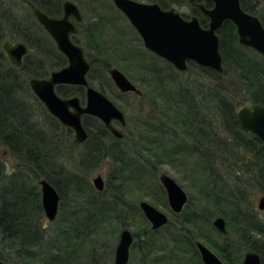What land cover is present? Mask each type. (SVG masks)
I'll list each match as a JSON object with an SVG mask.
<instances>
[{"label": "rangeland", "instance_id": "rangeland-1", "mask_svg": "<svg viewBox=\"0 0 264 264\" xmlns=\"http://www.w3.org/2000/svg\"><path fill=\"white\" fill-rule=\"evenodd\" d=\"M8 1L20 8V15L27 10L19 0ZM72 1L78 5L83 15L75 41L84 48L86 59L91 65L88 81L122 111L126 126L116 124L123 133L122 139H115L107 134L103 140L105 147H102L107 157L94 167H82L78 162L91 142L87 143L88 146L75 143L74 132L68 131L61 124L57 128H49L59 143V158L68 174L74 176L75 183H68L67 178H63L65 181L60 183L63 197L59 200L54 221H48L44 213L36 218L42 240L37 248L31 250L34 256L29 264L48 263L50 258L62 253L57 251L61 243L75 252L69 256L68 264H113L119 234L124 228L133 235L128 264H202L197 251L194 252L185 243V231L182 230L181 223L186 220L194 223L200 236L206 235L221 245L225 241L214 234L217 230L212 225L217 216L225 219L228 230L226 241L237 252L241 264L247 250L243 248L241 237L235 228H230L228 220L221 214L226 210L227 203L220 187L225 186L235 192L240 189L247 204L264 225V212L256 207L264 191L253 179L260 162L256 163L253 154L231 144L220 128L219 114H215L213 101L202 110L206 119L211 120L209 126L212 141L206 136L200 143L181 132L182 128L176 122L182 116L174 104H167L176 102L175 90L178 83L188 89L193 88L194 83L216 84L211 70L200 72L188 69L180 72L175 68H172L175 71L166 68V73L162 71L166 61L145 49L134 28L115 9L112 0ZM171 7L186 18L191 15L189 5L171 4L169 8ZM8 29L3 24L1 31L5 33V38L10 42L19 41L16 33ZM100 30L102 36L93 40L91 35ZM34 54L33 49L30 56L32 64L36 60ZM152 63L160 69L157 76L152 74ZM111 67L122 71L141 90L142 95L120 92L108 74V68ZM158 79L161 80L160 83ZM230 83L231 81L227 82ZM232 83L234 88H239L241 79H235ZM24 99L27 101L26 108L32 109V114L41 119L42 111L36 100L31 98L30 92L26 91ZM235 103L236 110L240 106L254 104L245 100H237ZM186 115L183 113V116ZM92 131L91 128L93 142ZM205 132L206 128L202 133ZM198 148L209 156L208 160L196 151ZM0 162L7 173H11L19 165L3 145H0ZM162 172L172 177L187 194V203L178 214L171 211L165 190L159 182V174ZM96 175H100L104 181L102 191H97L92 184ZM54 177L59 179L62 175ZM210 199L213 203L219 200L216 209L208 206V203H212ZM140 201L148 202L167 215L168 223L158 230H152L139 207ZM73 229L77 232V238L68 240ZM66 232L69 244L62 240L65 235L61 233ZM199 240L228 264L216 249L203 239ZM0 248L6 253L4 245H0ZM64 256L65 254L61 258H54L53 263L66 264Z\"/></svg>", "mask_w": 264, "mask_h": 264}, {"label": "trees", "instance_id": "trees-1", "mask_svg": "<svg viewBox=\"0 0 264 264\" xmlns=\"http://www.w3.org/2000/svg\"><path fill=\"white\" fill-rule=\"evenodd\" d=\"M27 1L32 6H36V3L40 2V0ZM149 1L158 2L163 9L169 8L171 4L189 5L188 0ZM240 2L244 10L258 16L264 25V0H240ZM55 3V8L49 11L50 14L55 15L60 11L59 0H55ZM5 4L6 9L10 8L14 15L19 10L15 7V3L5 0ZM206 6L209 7L211 4L207 3ZM6 9L3 10L6 11ZM3 10L1 9L2 12ZM190 12L191 15H196L199 18L202 26L207 25V19L201 15L197 8L190 6ZM12 20V27L17 28L18 19ZM100 24L102 23L100 22ZM31 34L35 36V33L32 32ZM20 35L32 49L34 48L33 42L37 41L43 46L48 44L50 47V39L46 36L40 34L36 35L35 39H31L26 32L19 33ZM101 36L102 30L91 35V38L93 40L95 38L96 41ZM218 36L224 70L220 74L211 71L214 76L213 79L217 83L212 85L211 83L207 85L194 83L193 88L190 89L184 88L178 83L175 90L176 102H167V104H174L181 114L182 117L176 122L178 127L182 128L181 132L199 140L198 143H200L206 136L208 140L212 141L210 138L212 131L210 132L209 126L211 120L206 119L202 110L213 101L215 114H219L220 128L227 135L231 144L253 154L257 163L260 162L253 179L264 191V150L256 138L239 130L235 112L237 100H245L264 106V59L239 44L235 27L230 22H225L222 25ZM1 38L2 35H0V40ZM53 57L54 63L50 64V69L59 68L66 63L64 56L59 53H55ZM165 65L162 71L167 73L166 68L175 71L167 62ZM33 66L29 56L25 58L21 68L11 66L0 49V145L5 146L19 164L14 171L7 173L5 166L0 162V245H4L7 250L4 253L0 248V259L10 264H29V260L34 256L31 250L37 248L41 243L42 234L36 220L43 213L38 181L41 178L50 181L58 191L60 198L63 197V188L60 183L66 178L68 183L69 181L75 183L74 176L68 174L59 158L60 146L50 131L51 128L59 127L60 123L45 110L42 103L34 97L29 89V78L44 76L40 68L36 69ZM188 69H195L200 72L205 70L193 63H189ZM159 71L160 69L152 63V74L157 76ZM168 74L172 78L170 72ZM238 78L241 79V86L234 88L232 82ZM160 81L158 79L159 83ZM228 81L231 83L227 84ZM26 91L27 93L30 92L31 98L38 103L43 115L41 119H37L36 115H33L32 109L26 108L27 101L24 99ZM57 91L63 97L76 95L82 98L84 96V89L79 86H59ZM183 113L187 114L186 117L183 116ZM83 123L88 130L92 128L95 139L98 138L100 142L98 144L91 142L92 144L88 146L90 144L88 140L85 143L88 146L86 153L82 152L78 162L82 167H87V165L94 167L107 157H105L102 147H105L103 140L108 133L100 121L95 118L84 117ZM204 128H206V132L202 133ZM66 129L70 131V129ZM88 138H91L90 131ZM191 150L193 151V149ZM196 151L204 155L207 160L209 159V156L199 151V148ZM58 174L62 177L55 179L54 176ZM220 191L224 194V201L227 203L226 210L221 214L228 220L230 228H235L236 233L241 237L243 248L256 251L260 256L261 264H264V225L260 223L252 208L247 204L246 197L240 189L235 192L230 188L221 186ZM205 196L208 194L205 193ZM218 204L219 200L215 203L213 201L211 204L208 203V206L216 209ZM181 228L185 231L183 235L185 243L194 252L196 250L191 237L203 239L210 247L216 249L228 264H239L238 254L229 246L228 241H226L227 236L214 231L217 237H221L225 241L218 245L206 235L200 236V233L196 232L195 224L190 221L186 220L181 223ZM72 232L73 234L68 240L77 238V232L74 229ZM67 233H61L65 235L62 240L69 244ZM61 244L58 245L57 251H62V253L50 258V261L45 264H54V258H61L63 254H65L63 260L68 264L69 256L74 255L75 252L67 249L63 243ZM66 252H70V254Z\"/></svg>", "mask_w": 264, "mask_h": 264}, {"label": "water", "instance_id": "water-1", "mask_svg": "<svg viewBox=\"0 0 264 264\" xmlns=\"http://www.w3.org/2000/svg\"><path fill=\"white\" fill-rule=\"evenodd\" d=\"M207 19V25L200 24L196 15L184 17L175 8L163 9L157 2L137 0H112L113 5L124 15L140 37L146 50L169 63L177 71L185 72L189 63L222 73L223 59L219 49L218 32L225 22H230L236 30L241 46L252 50L264 59V25L258 16L243 9L240 0H188ZM211 6L207 7L206 4ZM35 14L47 32L54 39L57 49L62 52L68 63L55 70L49 78H31L29 86L34 95L43 103L46 110L62 125L74 132V140L82 143L87 138L81 116L89 114L97 117L115 136L121 138L122 132L112 125L116 120L125 125L122 111L103 93L90 86L86 79L89 63L85 59L82 47L73 43L70 35L76 33L74 22L81 20V14L72 1L63 3V15L50 18L38 10ZM2 49L8 61L14 67L22 65L26 45L22 42H2ZM115 87L122 93L141 94V90L116 67L108 69ZM58 84H73L85 87L86 103L82 106L78 97L63 98L55 91ZM239 128L257 138L264 148V106L252 104L240 106L236 110ZM159 182L166 193L169 207L173 213H180L187 202L186 192L178 183L165 173L159 174ZM97 191H102L104 181L100 175L92 179ZM40 202L44 216L48 221L56 218L59 194L54 185L45 178L38 181ZM139 207L152 230H158L168 223V216L146 201H140ZM258 208L264 210V196L258 200ZM213 227L221 234L227 233L223 217L212 221ZM133 242L132 233L124 228L119 234L114 252L113 264H128L129 250ZM193 245L202 264H226L218 255L199 239L192 237ZM0 264H6L0 259ZM242 264H261L256 251L247 250Z\"/></svg>", "mask_w": 264, "mask_h": 264}, {"label": "flooded vegetation", "instance_id": "flooded-vegetation-1", "mask_svg": "<svg viewBox=\"0 0 264 264\" xmlns=\"http://www.w3.org/2000/svg\"><path fill=\"white\" fill-rule=\"evenodd\" d=\"M65 1H67V0H59V6H60V11H59V13L58 14H50V12L49 11H51V10H53L54 8H55V0H40V2H37L36 3V6H32L27 0H19V2H21V4H23V5H25L26 6V8H27V10L25 9L24 10V12H21L22 14L20 15V8H18V6L17 5H15V7L17 8V9H19L16 13H15V15L12 13V11L10 10V8H7L6 9V4H5V0H0V35H2V38H1V40H0V49L2 50V52L4 53V55H5V57L7 58V56H6V54H5V52L3 51V49H2V42L4 41V40H7V41H9L7 38H5V33L4 32H2L1 30H2V28H3V24L5 25V27L6 28H9L8 30H10V31H13V32H15L16 33V35H17V38H19V41H16V42H22V43H24L25 45H26V48H27V51H26V53L23 55V57H22V65L24 64V60H25V58L27 57V56H29V58H30V56H31V51L34 49V51H35V54H34V59H36L34 62L35 63H33L34 64V68H36V69H38V68H40V70H41V72L43 73V77H31V78H49V76L51 75V73L53 72V71H55V70H58V69H60V68H62V67H64V66H66L67 65V63H68V61H67V59H66V57H65V55L62 53V52H60L58 49H57V46H56V43H55V41H54V39L51 37V35L47 32V30L44 28V26L41 24V22L39 21V19L37 18V16H36V14H35V10H38V11H40L41 13H43V14H45L46 16H48V17H50V18H60L62 15H63V3L65 2ZM68 1H72V0H68ZM73 2V1H72ZM74 3V2H73ZM76 6H77V8H78V10H79V12H80V14H81V20L80 21H78V22H76L75 21V18L73 17V16H70L69 17V19H70V21H72V22H74V24H75V27H76V29H77V31H76V33H73V34H71L70 35V39H71V41L73 42V43H75L76 45H78L77 43H76V41H75V39H76V36H77V34L80 32L79 31V29H78V25L82 22V20H83V15H82V12H81V10H80V8L78 7V5L76 4V3H74ZM38 5H40V6H38ZM115 7V6H114ZM196 8V7H195ZM1 9L3 10V9H6V11H4L3 10V12L1 11ZM115 9L117 10V11H119L116 7H115ZM120 12V11H119ZM121 13V12H120ZM122 14V13H121ZM123 15V14H122ZM124 16V15H123ZM12 19H18V26H17V28H15V27H12V24H13V20ZM24 33V32H26L28 35H30V36H28L29 38H33V39H35V36L36 35H42V36H46V37H48L50 40H49V42H50V47H49V45L48 44H44V46H43V44H41V43H39V41H37V42H33V49L30 47V45L22 38V36L20 35L19 36V33ZM35 33V36H34V34H31V33ZM10 42V41H9ZM16 42H10V43H16ZM35 44V45H34ZM78 46H80V47H82L81 45H78ZM55 48V49H54ZM45 49H47V50H45ZM82 49H83V54H84V57H85V59H86V56H85V50H84V48L82 47ZM57 52H56V51ZM55 53H59L60 55H62V56H64V58H65V60H66V63L63 65V66H61V67H59V68H56V69H50V64L51 63H54V57L53 56H55ZM87 60V59H86ZM7 61H8V58H7ZM88 61V60H87ZM9 62V61H8ZM88 63H89V70H90V62L88 61ZM9 64H10V62H9ZM11 65V64H10ZM22 65L20 66V67H15V68H21L22 67ZM36 65V66H35ZM11 66H13V65H11ZM14 67V66H13ZM109 69V68H108ZM89 74V71L87 72V74H86V79H87V82H88V84L90 85V83H89V81H88V78H87V75ZM31 78H29V80L31 79ZM128 78V77H127ZM29 80H28V86H29ZM130 80V79H129ZM131 81V80H130ZM132 82V81H131ZM133 83V82H132ZM68 85H72V86H79V87H82L83 89H84V96L82 97V100L80 99V97H78V96H76V95H74V96H76V97H78V99H79V102H80V104L82 105V106H84L85 105V103H86V93H85V87H83V86H80V85H73V84H58V85H56L55 86V91H56V93L59 95V96H61L59 93H58V91H57V87H59V86H68ZM90 86H92V85H90ZM93 87V86H92ZM29 89H30V91H31V93L34 95V93L32 92V90H31V88H30V86H29ZM96 89V88H95ZM97 90V89H96ZM99 91V90H98ZM101 92V91H100ZM102 93V92H101ZM128 93H131V92H128ZM131 94H134V93H131ZM134 95H137V96H141L142 95V92H141V94L140 95H138V94H134ZM34 97L37 99V100H39L35 95H34ZM61 97H63V96H61ZM69 97H73V96H69ZM69 97H63V98H69ZM40 101V100H39ZM41 102V101H40ZM42 103V102H41ZM42 105H43V103H42ZM43 107L45 108V106L43 105ZM46 109V108H45ZM47 111V110H46ZM48 112V111H47ZM49 113V112H48ZM50 114V113H49ZM51 115V114H50ZM52 116V115H51ZM53 117V116H52ZM84 117H92V118H95V119H97V120H99L100 121V119H98L97 117H95V116H92V115H89V114H82V116H81V122H82V125H83V127H84V129L86 130V132H87V138L85 139V141L84 142H82V143H78L79 145H85V143L89 140V142H92V138H88V134H89V131H91V129L90 130H88L86 127H85V125H84V123H83V118ZM55 118V117H54ZM237 118V117H236ZM56 119V118H55ZM57 120V119H56ZM58 121V120H57ZM59 122V121H58ZM238 122V121H237ZM60 123V122H59ZM100 123L106 128V126L100 121ZM61 124V123H60ZM116 124H118L120 127H125L126 126V123H125V125H121L118 121H116V120H114V121H112V125L115 127V128H117L116 127ZM62 125V124H61ZM64 126V125H63ZM66 127V126H65ZM66 128H68V129H70L69 127H66ZM238 128H239V124H238ZM118 129V128H117ZM71 131H72V129H70ZM118 130H120V129H118ZM239 130H240V128H239ZM106 131H107V133L108 134H110V135H112L113 136V138H115V139H122V138H119V137H117V136H115L108 128H106ZM121 131V130H120ZM241 131V130H240ZM73 132V131H72ZM93 132V131H92ZM122 132V131H121ZM241 132H243V131H241ZM243 133H247V132H243ZM248 134H250V133H248ZM251 135V134H250ZM95 136V135H94ZM122 136H123V133H122ZM254 137V136H253ZM97 138V137H96ZM255 138V137H254ZM257 139V138H256ZM258 140V139H257ZM259 141V140H258ZM88 142V143H89ZM100 142V140L97 138V139H95V137H94V141L92 142V143H94V144H98ZM260 142V141H259ZM75 143H77V142H75ZM261 143V142H260ZM91 144V143H90ZM261 146H262V144H261ZM262 148H263V146H262ZM106 149V148H105ZM263 150H264V148H263ZM107 155V153H105V156ZM255 158V157H254ZM256 160V159H255ZM254 160V161H255ZM257 163V162H256ZM251 164V163H250ZM50 182V181H49ZM40 191V190H39ZM58 192V191H57ZM59 194V193H58ZM262 196H264V195H262ZM261 197V196H260ZM259 197V198H260ZM59 200H60V195H59ZM188 200V199H187ZM259 200V199H258ZM187 203V202H186ZM185 203V204H186ZM58 205H59V203H58ZM185 206V205H184ZM59 207V206H58ZM257 209L259 210V211H263L264 212V210L263 209H259L258 208V201H257ZM184 208V207H183ZM59 209V208H58ZM43 210V209H42ZM57 213H58V210H57ZM176 214H178V213H176ZM56 217H57V215H56ZM222 217V216H221ZM224 219V218H223ZM55 220V219H54ZM53 220V221H54ZM224 221H225V219H224ZM51 222V221H50ZM225 226H226V221H225ZM226 231H227V233L224 235V236H227L228 235V230H227V227H226ZM221 234V233H220ZM221 235H223V234H221ZM191 241H192V237H191ZM193 243V242H192ZM195 247V246H194ZM254 251V250H253ZM246 252V251H245ZM259 255V254H258ZM219 257V256H218ZM260 257V256H259ZM243 258V257H242ZM261 260V259H260ZM241 264H242V262H241Z\"/></svg>", "mask_w": 264, "mask_h": 264}]
</instances>
